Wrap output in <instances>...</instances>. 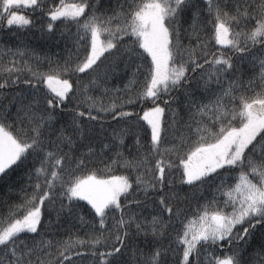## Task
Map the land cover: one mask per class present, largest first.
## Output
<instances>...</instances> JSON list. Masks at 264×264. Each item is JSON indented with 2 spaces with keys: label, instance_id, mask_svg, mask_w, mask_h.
<instances>
[{
  "label": "snow or ice",
  "instance_id": "snow-or-ice-1",
  "mask_svg": "<svg viewBox=\"0 0 264 264\" xmlns=\"http://www.w3.org/2000/svg\"><path fill=\"white\" fill-rule=\"evenodd\" d=\"M33 28L76 51L0 43V264H264V0H0Z\"/></svg>",
  "mask_w": 264,
  "mask_h": 264
},
{
  "label": "trees",
  "instance_id": "trees-1",
  "mask_svg": "<svg viewBox=\"0 0 264 264\" xmlns=\"http://www.w3.org/2000/svg\"><path fill=\"white\" fill-rule=\"evenodd\" d=\"M20 11L24 14L32 15L29 10L24 9L23 7H21ZM73 31H74V29H73ZM61 32H66V30L63 28H57L56 32L51 36H42L40 31L38 30V28H33V29L26 31V32H21L16 36H13L11 33H0V43H3L5 45H10L13 47H15L18 44L21 47L26 46L30 49L35 50V52L37 54H39L41 57L54 55V54L59 55L60 57H65L68 55V49L69 48H71L73 53H75L76 46L72 43V38H66L65 36H62ZM80 54L83 55V48L80 49ZM73 59H75V55L73 56ZM105 63H106V61H105ZM41 64H42L41 70L46 69L48 66L46 59H43L41 61ZM102 67H103V65H102ZM243 67L246 69V71L248 70L247 64L243 65ZM80 75L83 77V79L80 81L81 86H83V84L86 83L87 80L90 79V77L84 76L83 74H80ZM65 78H68V77H65ZM124 79H126V77L111 81L109 87H111V88H116V87L123 88L124 87ZM70 83L75 88L76 83H77L76 75H71ZM53 86L55 87L56 85L53 84ZM40 87H41L42 92L44 94L54 95V94L50 93V90L48 89V87L46 85L41 84ZM173 106L175 107V105H173ZM126 107H128V106L126 105ZM58 111H60V110H58ZM137 111L142 115V106H137ZM65 119H66V117H64L63 114H61L60 121H63ZM141 123H143V121H141ZM56 127L57 128L60 127L59 121L56 123ZM144 127L147 128V125L145 124ZM124 150H125V152L129 151L128 141H126ZM121 171L122 170L115 169L114 174H121ZM26 184H27V177L20 175V174H16L13 176L10 186L5 185L3 183H0V212L6 211L5 201H8L9 203H11V202L19 200V196H20L19 189L22 186H26ZM147 211L152 212V207L149 206ZM54 218L55 217L53 216V219ZM45 219L47 220V216L45 217ZM147 219H151V216H148ZM109 222L111 223V221H109ZM177 227H179V225H177ZM77 234L79 236H81L82 238H86V237H84L83 231H80ZM64 235H67V233H64ZM169 238L170 237H166L164 239L163 244L165 246H167ZM144 239H145V237L143 235H141L140 236V241H141L140 247H143L144 252L147 255V253L149 252V246L145 245L143 243ZM148 239L150 240L151 236H149ZM220 251H221L220 249H217L218 253ZM179 254L180 253L169 252V253H167L166 259L169 262H172L173 260L176 259V257ZM162 255H163V253H162ZM137 259H139V253H137Z\"/></svg>",
  "mask_w": 264,
  "mask_h": 264
},
{
  "label": "rangeland",
  "instance_id": "rangeland-1",
  "mask_svg": "<svg viewBox=\"0 0 264 264\" xmlns=\"http://www.w3.org/2000/svg\"><path fill=\"white\" fill-rule=\"evenodd\" d=\"M23 7V6H22Z\"/></svg>",
  "mask_w": 264,
  "mask_h": 264
}]
</instances>
